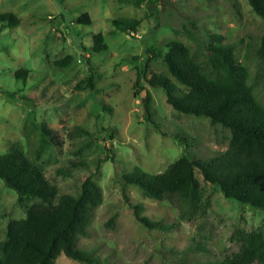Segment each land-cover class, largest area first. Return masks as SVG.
Instances as JSON below:
<instances>
[{
    "label": "rangeland",
    "instance_id": "rangeland-1",
    "mask_svg": "<svg viewBox=\"0 0 264 264\" xmlns=\"http://www.w3.org/2000/svg\"><path fill=\"white\" fill-rule=\"evenodd\" d=\"M0 11L19 17L12 27L0 22V153L18 146L58 194L75 193L81 179L93 175L102 198L92 209L86 232L76 238L78 247L97 257L92 264L216 261L238 250L242 233H264L262 211L226 198L197 169L202 199L209 198L205 212L175 195L148 197L122 179L135 166L162 171L181 154L182 142L194 158L219 154L228 146L229 128L176 110L161 87L137 75L148 57L147 75L163 74L178 92L187 90L163 62L169 40L184 42L201 62L210 53V33L233 43L235 55L247 67L252 92L264 107V18L247 0H0ZM83 11L92 23H76ZM117 16L138 18L137 30L114 28L111 19ZM98 31L107 49L90 54L81 45L89 46L91 34ZM67 55L70 65L55 64ZM88 68L96 73L94 89L74 87ZM19 69H26L24 77L17 76ZM43 124L52 129L47 144L40 143ZM34 201L28 197L18 202L15 190L0 178V240L8 224L24 218ZM136 202L142 215L162 225L147 227L137 220L129 205ZM55 264L87 263L60 253Z\"/></svg>",
    "mask_w": 264,
    "mask_h": 264
},
{
    "label": "trees",
    "instance_id": "trees-1",
    "mask_svg": "<svg viewBox=\"0 0 264 264\" xmlns=\"http://www.w3.org/2000/svg\"><path fill=\"white\" fill-rule=\"evenodd\" d=\"M252 10L264 18V0H247ZM78 24L92 23L88 11L79 13ZM0 22L9 27L19 23L11 11H0ZM114 28L127 32L136 31L140 20L133 16L111 19ZM92 43L83 49L92 54L107 49L101 31L91 34ZM206 48V61L196 60L189 47L182 41L171 39L165 44L162 59L170 74L187 90L178 92L176 83L168 76L152 72L147 75L149 59L138 73L153 86L161 87L166 101L176 110L206 116L211 123L229 128L231 136L227 148L204 158L191 157L182 142L181 154L159 172H148L140 166L123 173L124 183L136 185L152 198L178 196L192 208L205 212L209 198L202 199L195 170L205 181L218 186L226 198L246 203L264 213V107L255 98L247 80V67L235 55V45L223 42L218 33H210ZM153 54L155 48H148ZM70 55L55 60L60 67L70 65ZM16 74L24 77L26 69ZM96 73H88L74 83L76 88L94 89ZM137 80L134 82L136 85ZM135 89V94H136ZM146 116L149 111L144 100ZM158 129L155 122L151 121ZM76 129L87 133L80 126ZM162 132V131H159ZM162 134H164L162 132ZM52 129L43 124L40 143L47 144ZM0 178L15 190L17 201L34 198L24 218L11 221L5 236L0 240V264H55L63 253L78 261L92 264L97 257L76 245L79 234L86 232L93 207L101 201L102 189L93 175H85L75 193H60L51 184L40 167L31 162L16 145L0 153ZM124 198L127 196L124 194ZM137 220L147 227L162 225L140 213L141 203H129ZM237 251L220 260L194 264H264V233L251 230L240 235Z\"/></svg>",
    "mask_w": 264,
    "mask_h": 264
},
{
    "label": "water",
    "instance_id": "water-1",
    "mask_svg": "<svg viewBox=\"0 0 264 264\" xmlns=\"http://www.w3.org/2000/svg\"><path fill=\"white\" fill-rule=\"evenodd\" d=\"M144 92H145V89H142V91L139 93V95L142 96Z\"/></svg>",
    "mask_w": 264,
    "mask_h": 264
}]
</instances>
